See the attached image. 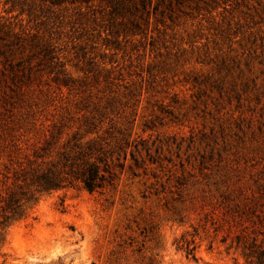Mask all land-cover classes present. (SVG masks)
Here are the masks:
<instances>
[{
  "label": "rangeland",
  "instance_id": "obj_1",
  "mask_svg": "<svg viewBox=\"0 0 264 264\" xmlns=\"http://www.w3.org/2000/svg\"><path fill=\"white\" fill-rule=\"evenodd\" d=\"M86 117L113 182L40 194L0 264H264V0H0V190Z\"/></svg>",
  "mask_w": 264,
  "mask_h": 264
},
{
  "label": "trees",
  "instance_id": "obj_2",
  "mask_svg": "<svg viewBox=\"0 0 264 264\" xmlns=\"http://www.w3.org/2000/svg\"><path fill=\"white\" fill-rule=\"evenodd\" d=\"M82 126L70 133L66 131L71 129L68 123H55L44 140L16 161V166L6 176L11 182L0 190V250L5 241L3 231L26 215L30 204L37 201L40 194L77 182L93 192L113 182L120 160L115 155V147L104 137L87 138L90 133L98 132L99 124L94 117H86Z\"/></svg>",
  "mask_w": 264,
  "mask_h": 264
}]
</instances>
